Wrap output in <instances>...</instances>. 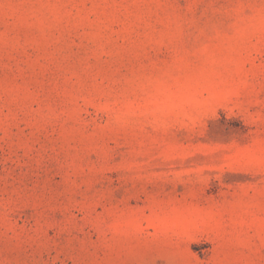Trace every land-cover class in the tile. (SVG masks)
I'll use <instances>...</instances> for the list:
<instances>
[{"label": "rangeland", "instance_id": "374dc122", "mask_svg": "<svg viewBox=\"0 0 264 264\" xmlns=\"http://www.w3.org/2000/svg\"><path fill=\"white\" fill-rule=\"evenodd\" d=\"M0 264H264V0H0Z\"/></svg>", "mask_w": 264, "mask_h": 264}]
</instances>
